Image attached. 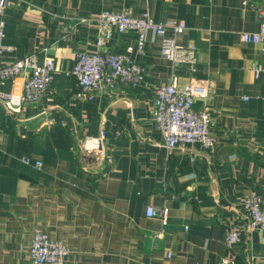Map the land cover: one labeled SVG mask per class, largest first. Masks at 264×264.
<instances>
[{"label":"crops","instance_id":"0c3cea01","mask_svg":"<svg viewBox=\"0 0 264 264\" xmlns=\"http://www.w3.org/2000/svg\"><path fill=\"white\" fill-rule=\"evenodd\" d=\"M3 14L6 63L28 54L54 62L48 93L9 113L0 101V264H30L35 230L64 242V264H264V231L251 230L243 200L257 194L264 210V66L243 33L259 28L260 0H10ZM148 11L177 20V43L195 45L194 70L172 65L148 32L136 57L145 74L134 87L79 95L67 71L75 54L94 53L95 15ZM83 21H80V20ZM132 32L112 29L113 53L133 46ZM172 77L209 83L198 100L211 117L213 148L167 150L153 122L154 90ZM105 131L96 151L82 143ZM30 160L29 164L22 161ZM40 162L39 168L34 166ZM169 208L167 223L145 214ZM227 231L239 233L231 247Z\"/></svg>","mask_w":264,"mask_h":264},{"label":"built area","instance_id":"2783aa9c","mask_svg":"<svg viewBox=\"0 0 264 264\" xmlns=\"http://www.w3.org/2000/svg\"><path fill=\"white\" fill-rule=\"evenodd\" d=\"M10 0H0V101L9 113L20 112L26 103L39 102L49 91L55 70L54 62L44 58L39 64L36 54H28L9 62H1V56L14 48L4 43L5 21L3 14L9 7ZM259 28L254 33H243V42L257 44L264 57V0H260L257 8ZM97 32L94 40V53L79 52L75 54L73 66L66 72L75 81L79 95L85 100H92L101 91L114 93L119 86L134 88L144 77L145 71L136 57L144 53V44L148 32L154 33L159 39V53L172 65H188L194 70L195 45L190 43L181 46L177 36L184 32V22L168 20L155 22L148 11L138 16L128 12L102 10L95 16ZM80 21H83L82 19ZM112 29L123 33L132 32L136 36L133 46L126 48L122 54L113 53L106 47V41L111 37ZM256 78L263 75L264 66H254ZM210 85L202 80L193 79L185 85H178L172 77L168 83L159 84L154 90L153 122L161 134L167 150L186 144L198 143L203 148H213L215 137L210 131L211 117L204 109H196L198 100L211 97ZM105 131L97 136L88 137L82 143V149L87 152L99 149ZM26 164L30 160L23 158ZM34 166L39 168L40 162ZM168 206L158 208L147 206L145 214L157 217L162 226L167 223ZM243 211L251 230L264 231V210L260 197L251 193L243 200ZM239 241V233L227 231L223 242L231 247ZM69 253L67 245L53 239L41 230H35L30 240L28 257L30 264H64Z\"/></svg>","mask_w":264,"mask_h":264}]
</instances>
